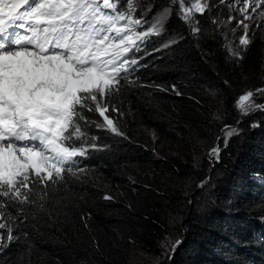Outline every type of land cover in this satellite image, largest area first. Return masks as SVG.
<instances>
[{"label": "trees", "instance_id": "16d2710c", "mask_svg": "<svg viewBox=\"0 0 264 264\" xmlns=\"http://www.w3.org/2000/svg\"><path fill=\"white\" fill-rule=\"evenodd\" d=\"M128 2L118 0V9ZM131 2L154 15L169 6ZM211 3V14L196 15L198 36L173 5L163 37L177 43L150 42L136 53V86L114 98L123 115L109 113L124 136L82 121L98 146L75 158L84 171L36 188L31 204L0 206V218L21 217L5 220L19 230L14 240L0 230V264H264V110H238L250 90L264 104L256 92L264 89V44L251 39L231 56L224 23L211 22L223 21L225 9Z\"/></svg>", "mask_w": 264, "mask_h": 264}, {"label": "snow or ice", "instance_id": "6c2138e0", "mask_svg": "<svg viewBox=\"0 0 264 264\" xmlns=\"http://www.w3.org/2000/svg\"><path fill=\"white\" fill-rule=\"evenodd\" d=\"M237 2L231 0L233 5ZM239 4L244 19L236 22L243 29L238 45L246 49L251 38L245 20L253 19V10L264 19V0H239ZM173 5L194 36L201 33L196 15L211 14L214 7L211 0H169L159 18L144 28L147 21L134 16L131 0L125 9H118V0H0V206L31 204L30 193L36 188H52L66 182L67 175L84 171L77 169L75 158L98 146L96 137L87 139L82 121L115 136L125 135L116 118L123 113L114 98L128 85L136 86L129 79L142 66L143 57L136 53L150 37L162 35ZM233 19L229 15L227 22ZM211 22L218 27L224 23L217 17ZM175 43L176 39L167 40L163 47ZM225 47L231 56L240 55L230 41ZM256 92L264 95V89ZM253 97L251 90L240 97L242 114L264 110ZM85 110L98 113L102 121H89ZM219 152L217 146L210 154L218 157ZM13 219L21 217L11 213L0 218L6 241L19 234L5 223ZM178 244L169 242L165 251Z\"/></svg>", "mask_w": 264, "mask_h": 264}, {"label": "rangeland", "instance_id": "374dc122", "mask_svg": "<svg viewBox=\"0 0 264 264\" xmlns=\"http://www.w3.org/2000/svg\"><path fill=\"white\" fill-rule=\"evenodd\" d=\"M135 6V12L134 16L137 18L143 17L147 21L145 23L144 28H147L149 24L154 23L156 19L159 18V14L162 12H159L158 14H153V8H148L147 12L143 13L144 7L138 4H133ZM218 6L223 7L225 10H223L221 17L224 21V27L225 30V39L226 41H230L233 48H237L240 50L241 46L238 45V40L243 34V29L236 26V22L238 20H243V15L238 11L240 4L239 0L238 2L233 5L231 4V0H223L222 3H220ZM171 12L167 14V18L164 22V31L161 36H152L149 38L148 43L153 42L160 45V49H165L163 47L164 42L169 40L168 37H163L165 33V24L170 18ZM231 15L234 17V19L229 23L227 22V17ZM245 23L249 25V36L251 39H257L259 44H264V19H262L260 16L255 14V10H253V19L252 20H245ZM243 96V95H242ZM239 101L240 97L238 99V110H239ZM254 111V110H253ZM248 112L246 115L250 114L251 112ZM240 112V110H239ZM242 116H245V114H242Z\"/></svg>", "mask_w": 264, "mask_h": 264}]
</instances>
